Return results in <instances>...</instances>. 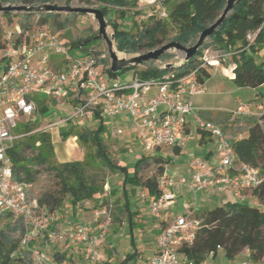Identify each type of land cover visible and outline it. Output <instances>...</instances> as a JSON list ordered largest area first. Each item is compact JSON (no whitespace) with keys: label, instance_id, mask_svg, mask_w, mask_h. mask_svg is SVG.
<instances>
[{"label":"built area","instance_id":"built-area-1","mask_svg":"<svg viewBox=\"0 0 264 264\" xmlns=\"http://www.w3.org/2000/svg\"><path fill=\"white\" fill-rule=\"evenodd\" d=\"M150 4L157 5L159 18L167 17L159 0H152ZM253 37L254 34L250 33L247 40L251 41ZM72 48L81 50L72 47L60 31L48 24L36 26L25 35L16 25L6 36L0 51V214L10 213L21 219V246L27 250L31 264H71L58 262L50 255L52 246L67 242L84 249L86 262H103L112 211L109 201L93 212L95 226L77 225L69 231L57 230L55 216L39 207L35 198L29 197L28 186L12 182V164L6 152L28 135L18 133V125L34 122L39 116L35 103L30 100L32 96L40 95L72 105L70 115L45 126L41 130L44 132L77 119L92 120L95 115L111 122L123 116L135 126L139 144L149 152L162 147L174 149L182 146L187 138V117L192 116L200 130L216 137L215 164L193 159L189 162L188 178L181 177L175 182L165 174L157 177L162 195L149 199L153 216L174 200L169 188L176 183L184 185L195 200L212 185L218 194L233 193L241 197L242 191H252L264 181L258 169L236 164L235 154L220 126L202 122L192 105V98L206 90L204 84L197 81V71L206 66L214 68L219 57H229V53L205 50L198 58L197 68L179 79L169 74L160 79L131 77L110 82L99 63L102 56L90 49L85 56L72 57ZM231 114L232 123L237 117L245 116V110L239 107ZM111 132L114 136L122 133L115 128ZM139 199L147 200L144 192L139 194ZM198 228L194 209L175 215L163 227L156 222V251L146 264H195L182 257L179 251L184 246L193 245ZM38 241H42L41 248L35 245ZM220 250L218 246L217 251ZM241 255V260L225 264H250L248 251L244 250ZM203 264L211 263L207 260ZM260 264H264V260Z\"/></svg>","mask_w":264,"mask_h":264},{"label":"trees","instance_id":"trees-1","mask_svg":"<svg viewBox=\"0 0 264 264\" xmlns=\"http://www.w3.org/2000/svg\"><path fill=\"white\" fill-rule=\"evenodd\" d=\"M50 1L0 0V3L19 2L22 5H41ZM95 1L97 8L103 12L108 25L113 30L117 51L125 54L151 51L171 41L186 47L193 45L202 30L220 16L226 3V0H159L164 5L167 17L162 19L150 16L148 22L133 33L131 28L124 26L128 21L133 22L134 18L139 15L138 0ZM114 14H117L118 19L121 20L118 24L110 20V15ZM3 15L7 18L21 17L20 30L23 35L28 31V23L32 18H37L39 25L51 22L59 31L65 29L67 23L66 19L60 21L61 13H5ZM70 16H75V14H70ZM170 27L174 30L171 37H169ZM250 33H253L254 37L248 41L247 35ZM93 37L94 34L84 40H76L71 43V46L84 50V46L91 42ZM3 47L4 41L0 39V51ZM211 49L230 54V60L234 64L232 82L237 87L255 89L262 86L264 67L262 64H257L256 60L264 49V0H238L221 26L203 42L197 54L188 62L178 66L160 68V66L145 63L142 69L136 67L114 75L109 72V60L106 56L101 58L99 63L108 78H116L128 71L132 73V77L142 80L160 79L169 74H173L174 79H179L195 70L198 66V58L205 50ZM170 57L165 53L160 60L166 61ZM209 68L211 67L206 66L197 71L196 78L199 83L203 84L210 77ZM45 99L47 98L40 95L30 98L36 105L38 115L43 117L50 113ZM92 120L97 122L96 128L80 131L76 135L77 140L84 145H92L96 158L102 162L104 167L121 177L123 204L119 210L120 213L128 215L131 223L134 214L131 212V200L128 198L126 189L131 192L137 189L143 190L147 200L159 198L162 192L158 187L157 177H149L142 181L140 173L144 166L149 164L151 158L157 167V176H161L164 173L165 162L157 157L141 155L130 165H118L110 159L103 142V133L106 131L103 126L104 119L95 115ZM74 122L65 126H70ZM37 126L36 119L20 128L19 133L28 135L6 152L12 164V182L31 186L37 180L41 169L50 173L56 181V188L46 191L37 199V202L39 207L53 216L63 205L65 198L68 199L73 214L80 207L85 208L86 204H93V208L107 205L108 202H104L103 185L99 184L94 177L87 175L88 165L84 162H57L49 134L44 131H35ZM60 130L62 139L73 135L71 128L66 132L62 128ZM229 144L235 154L236 164L256 168L259 174L264 176V114L248 126L246 136L231 140ZM250 195L256 199L258 205H264V181L258 188L252 190ZM110 204L112 207V203ZM4 214L12 216L10 213ZM196 219L199 221V228L196 231L193 245L184 246L179 251L186 260L195 264H203L216 255L218 246L226 260H234L244 250L248 251L250 264H260L264 260V209L239 202L225 203L197 214ZM8 231H18L21 234V219L17 218L14 227ZM9 232L0 230V264H31L27 250L22 246L20 249ZM131 257L132 255L128 258Z\"/></svg>","mask_w":264,"mask_h":264},{"label":"rangeland","instance_id":"rangeland-1","mask_svg":"<svg viewBox=\"0 0 264 264\" xmlns=\"http://www.w3.org/2000/svg\"><path fill=\"white\" fill-rule=\"evenodd\" d=\"M158 1V0H157ZM48 4H54L57 6H70V7H90V8H97V4L95 0H51ZM8 5V4H3ZM9 5H22L19 2H14ZM164 7V5H163ZM137 10L139 12V15L134 18L133 22L128 21L125 23L126 28H131V32H136L138 29L142 28V25L144 23L148 22V19L150 16H154V18H158L157 10L158 7L156 4H148L144 1L138 0L137 2ZM4 13H0V39L2 41H5L6 36L14 31V28L16 25L20 27L22 23L21 17L18 16H12L10 18H7L3 15ZM66 19L67 23L65 26V29H63L61 32V36L70 44L76 40H84L87 37H90L91 35L96 34L97 30V24L96 21L91 16H82V15H75L70 16V14L61 13L60 21ZM110 20L115 21L117 24L121 21L118 19L117 14L110 15ZM133 23V24H132ZM50 27L55 29L56 31H59L54 24L51 22L47 23ZM132 24V26H131ZM36 26H39L37 22V18H32L28 23V29L30 30ZM174 30L172 27H170V33L169 37L173 36ZM113 34V30L111 26L108 25L107 28V36L110 37ZM167 43V42H165ZM115 44V43H114ZM93 49L94 52H96L99 56L107 57V49L105 43L102 41V39L92 40L88 44L84 46V50H77L72 48L70 50V55L72 57H82L87 54V52ZM211 51H214L211 49ZM146 53V51H142L139 54ZM120 56L125 57H133L138 54H125L122 52H119ZM171 57L166 61H152L148 62L152 66H161L166 64H172L173 66H178L182 63L184 54L177 52V51H169L167 52ZM220 56V55H217ZM108 58V57H107ZM223 58L219 57V61H222ZM109 62V61H108ZM257 64H260L258 58L256 60ZM144 66L137 67L138 69H142ZM109 68V63H108ZM132 73L126 71L125 73L121 74L120 76L116 78H110V82H113L115 80H128L131 79ZM206 93L197 95L194 98V101L198 100H205L208 98H212L211 102H209L207 105L212 106L211 111H204L199 110L197 112L198 118L202 122H216L215 119H217L221 114L217 109L220 106V103L222 102L221 98H215L212 94V90L206 89ZM233 90H236V87H233ZM206 94V95H205ZM43 97V96H41ZM230 102L228 105H231L232 103H241L242 105H246L248 103V97L249 93L247 90L242 89L240 91H236L233 95L229 96ZM53 100L47 98L45 99V104L48 108H50V113L46 116H38V126L35 131H41L45 126L55 124L61 121V119L65 115H70L72 112V105L68 104L67 102L61 103L53 101ZM235 122V121H234ZM231 123V125L234 124ZM25 124H19L17 128V132H20V128H22ZM97 126V122L93 120L88 119H77L76 122L72 123L70 126H61L51 128L47 130V133L49 134L51 138V142L53 141V150L56 151L58 157L55 155V160L57 162L58 158L60 160L64 159L69 162H84L88 165L87 168V175L89 177H94L99 184L103 185L104 190V202H108L109 200L112 203V211H111V224L108 228V234L110 236V241L112 242L111 245L115 249H117V253H113V255H110L112 257L110 263L108 264H119L123 262L122 257V251L125 248L123 245V240L125 238H122L120 235L123 233L126 234L125 230L127 229V223L126 219L124 220V214L120 213L121 206L123 204L122 199V192L120 191V181L121 177L117 174L111 173L107 168L104 167L102 162L96 158L95 156V150L92 145H84L80 143L77 140L76 135L83 130L87 129H95ZM103 126L105 128V132L103 133V142L105 144L107 153L112 161L117 163L120 166L130 165L135 160H137L141 155H148L151 157H157L160 158L163 162L167 163V174L173 173L174 169L176 168V164L182 162V161H189L191 159H199L204 160L202 151L207 149L212 143H215V139H213L212 142L207 141L204 145L200 146L197 142H194V140L197 138V134L194 132L192 134V137L189 139V141L186 143V145L183 148V153L179 156L173 155L171 148H160L159 150H153V151H145L142 146L139 144V142L136 139H132L128 136H117L114 137L110 135V133L107 131L108 129V121L107 119H104ZM221 127V126H220ZM66 132L70 128L73 132V135L62 139V136L60 135L61 129ZM194 128V127H193ZM222 129V128H221ZM68 139V140H67ZM63 142V143H61ZM38 145V144H37ZM63 153L66 154L67 157H63L59 154ZM217 162V161H216ZM149 164L147 166H144V169L140 173L141 180H145L149 177H159L157 176V167L154 165V161L150 158ZM164 170V167H163ZM56 188V181L52 177L50 173H48L46 170L41 169L40 173L37 177V180L35 183H33L31 186H28L26 191L30 198H35L36 200L40 198L42 194H44L46 191H52ZM113 189V194L108 195V192H111ZM126 192L128 194L129 200L132 201L134 205L138 208V206L142 205L138 193L140 192L139 189L132 191L129 189H126ZM137 192V193H136ZM251 191H242L241 193L250 194ZM141 193V192H140ZM139 193V194H140ZM217 206L216 203L209 204L203 209L199 210V213H202L205 210H211ZM260 209H264V205H257ZM136 208V209H137ZM100 208H93V204L89 205L86 204L85 208H79L76 210V212L73 214L70 209V204L68 202V199L65 198L63 200V205L55 212V218L56 223L54 225L55 229L62 230L63 231H69L72 230L73 227H76L77 225H87L91 226V214L95 210H99ZM140 211L138 213L142 215L143 218L147 216V210H144L146 208L139 207ZM2 213L0 215V230L7 231L10 228H13L16 224V219L14 216H9ZM10 226V227H9ZM67 228V229H66ZM113 229L117 230L118 234L116 232H113ZM10 236L18 243L19 248L21 249V234H19L18 231L16 232H9ZM125 237V236H124ZM107 241V239H106ZM122 243V244H121ZM119 244V245H118ZM36 246L42 247V242L38 241L35 243ZM120 246V247H119ZM83 248L79 247L77 249L78 253H75V248L72 246L67 247L62 244H55L50 249V255L58 262H68L71 264H86V261L84 260V257H82L81 250ZM120 249V250H119ZM64 251L65 253H60ZM71 253L72 255L70 257H66ZM64 254V255H62ZM78 254V255H77ZM79 257V259L77 258ZM138 257V256H137ZM83 260V261H80ZM105 261L100 262L98 264H104ZM124 264H134L133 261H128Z\"/></svg>","mask_w":264,"mask_h":264},{"label":"crops","instance_id":"crops-1","mask_svg":"<svg viewBox=\"0 0 264 264\" xmlns=\"http://www.w3.org/2000/svg\"><path fill=\"white\" fill-rule=\"evenodd\" d=\"M145 3H148L150 5L152 0H141ZM217 53L222 54L223 52L216 51ZM258 60L260 64L264 67V49L259 53ZM234 69V64L230 60V57L225 56L223 57L222 61H219L218 65L214 68H209L208 72L210 74V77L205 80L203 83L205 86V89L212 90V94L215 98H221L222 102L220 103V106L217 109L221 114L220 116L215 119V124L218 126H221L220 129L222 131V134L226 140H238L246 136L247 134V128L248 126L253 123L259 116L264 114V84L258 88L252 89V88H246V87H237L233 82V76L232 71ZM236 87V90H233V87ZM242 89H245L249 93L248 97V103L246 105H242L241 103H232L231 105H228L230 102V95H233L236 91H240ZM207 90H205L204 93H206ZM202 93V94H204ZM201 95V94H197ZM195 95V96H197ZM206 95V94H205ZM195 96L192 98V105L195 108V110L198 112L199 110L204 111H211V108H213L210 105H207L209 102H211L212 98H208L205 100H198L194 101ZM239 107H242L245 110V116L237 117L234 124L231 125L230 118L232 116V112H235ZM108 121V129L107 131L110 133V135L114 136L111 132L112 128L120 129L121 135L128 136L132 139L137 140L136 136V128L135 126L129 122L125 117H119L113 122ZM209 122V121H208ZM211 123V122H210ZM233 123V122H232ZM214 124V123H213ZM194 127V128H193ZM197 134V138L194 140V142H197L198 145L202 146L207 141L212 142L213 139H215V143H212L207 149L202 151L203 158L205 162L209 163L210 165H213L217 161V152H218V139L214 136H211L209 133H206L199 129L196 121L194 120V117L189 116L187 117V126H186V134L187 138L185 143L177 148L171 149L172 154L179 156L183 153V148L186 145V143L189 141V139L192 137L193 133ZM119 135V136H121ZM117 137V136H114ZM68 140V139H67ZM138 141V140H137ZM63 143V142H61ZM53 144V141H52ZM159 150V149H158ZM55 155L58 157L56 151L54 150ZM63 157H67V155L61 153L59 154ZM61 159V158H60ZM58 158L59 163H65L69 162L67 160H60ZM193 160V159H191ZM182 161L178 164H176V168L174 169L173 173L167 174V163H164V173L166 176L172 177L175 182L178 181L179 178H188L189 177V162L191 161ZM122 184V181H120V185ZM170 192L174 195V200L167 204L166 206H163L160 211L157 213L156 216H153L150 212L149 208V200L141 201L142 205L144 206V210H147V216L145 218L142 217L138 213L140 211L139 207H136L131 201L130 208L131 212L134 214L131 218V223L129 222V217L126 213L124 214V220L126 219L127 223V229L125 230L126 234L123 233L120 235L123 241L124 249L122 255L123 262L119 264L127 263L128 261H133L134 264H146L147 260L152 257L155 254L156 251V238L158 235V230L154 229V224L158 222L161 227L165 226L167 223H169L172 218L180 213L186 212L188 209H194L195 214H199V210L205 208L209 204L216 203L217 206H221L225 203H235L239 202L242 204H248V205H254L257 206L258 203L256 199L251 196L250 194L242 193L241 197L235 196L233 193L228 194H218L215 192L214 186H210L207 190L200 193L197 198L194 200V198L189 194L186 187L182 184L176 183L174 187L169 188ZM120 191L122 192V187H120ZM140 192H143V190L139 189ZM139 192V193H140ZM137 193V192H136ZM138 193V195H139ZM113 194V189L111 192H108V195ZM122 194V193H121ZM106 196V195H105ZM104 196V197H105ZM123 199V198H122ZM109 202V200H107ZM137 208V209H136ZM91 226H95V219L93 212L91 214ZM74 228V227H73ZM67 229V228H66ZM63 230V229H62ZM71 230V229H70ZM113 232H117V230L113 229ZM125 236V237H124ZM110 241V236L107 235V241L104 247V253L105 257L104 260L105 263H110L112 257L110 255H113V253H117V249L112 247ZM122 244V243H121ZM67 247H74L75 253L77 252V249H79L80 246L72 243L67 242L65 244H62ZM119 245V244H118ZM120 247V246H119ZM81 248V247H80ZM120 250V249H119ZM60 253H65L64 251ZM82 257H84V249L81 250ZM64 255V254H62ZM72 254L69 253L66 255V257H70ZM78 255V254H77ZM132 257L129 259L128 257ZM138 256V257H137ZM79 259V257L77 256ZM242 255L237 256L234 260H226L224 258L223 252L220 250L216 253V255L212 258L208 259V262L211 264H225V263H231L241 260ZM83 261V260H80ZM86 264H90L86 262Z\"/></svg>","mask_w":264,"mask_h":264},{"label":"water","instance_id":"water-1","mask_svg":"<svg viewBox=\"0 0 264 264\" xmlns=\"http://www.w3.org/2000/svg\"><path fill=\"white\" fill-rule=\"evenodd\" d=\"M238 0H226L225 7L220 16L207 28L202 30L196 39L195 43L191 46H183L175 41L167 42L160 47L147 51L146 53L138 54L133 57L119 56V52L114 44L113 34L107 36L108 21L106 20L103 12L98 8L90 7H70V6H57L54 4H41V5H3L0 3V13H14V14H46V13H65L75 14L82 16H91L97 24L96 34L93 40L102 39L106 45L107 57L109 60V72L111 74H118L124 70L142 66L145 63L152 61H159L160 58L169 51H177L184 54L182 63L188 62L196 54L205 40L210 38L213 33L221 26L225 18L232 11L235 3ZM181 63V64H182ZM172 64H166L164 68L171 67Z\"/></svg>","mask_w":264,"mask_h":264},{"label":"bare ground","instance_id":"bare-ground-1","mask_svg":"<svg viewBox=\"0 0 264 264\" xmlns=\"http://www.w3.org/2000/svg\"><path fill=\"white\" fill-rule=\"evenodd\" d=\"M120 56V54H118Z\"/></svg>","mask_w":264,"mask_h":264}]
</instances>
